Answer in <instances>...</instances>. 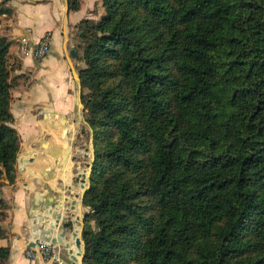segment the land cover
<instances>
[{
	"label": "trees",
	"instance_id": "1",
	"mask_svg": "<svg viewBox=\"0 0 264 264\" xmlns=\"http://www.w3.org/2000/svg\"><path fill=\"white\" fill-rule=\"evenodd\" d=\"M102 6L76 25L95 150L82 264H264V0ZM16 43L0 34V240L22 142Z\"/></svg>",
	"mask_w": 264,
	"mask_h": 264
},
{
	"label": "crops",
	"instance_id": "2",
	"mask_svg": "<svg viewBox=\"0 0 264 264\" xmlns=\"http://www.w3.org/2000/svg\"><path fill=\"white\" fill-rule=\"evenodd\" d=\"M5 8L11 11L0 17V34L16 40L10 53L23 64L15 72L20 77L11 104L14 126L22 142L17 181L2 187L9 207L1 223L9 237L0 240V245L11 247L7 264H29L25 252L34 246H30L33 233L26 230L44 208L68 197L64 206L75 202L76 207L66 213L63 206L61 214L65 221L56 225L49 238L55 241L64 233L62 243H53L61 255L65 254L68 264H82L87 212L83 196L90 184L89 164L94 155L92 139L88 142L83 132V127L89 125L79 103V71L84 63L80 60L82 48L76 25L84 18L102 15V0H82L77 11L69 10L68 0H10ZM47 34L51 50L45 58L36 60L31 52L20 50L23 37L30 35L38 41ZM51 220L55 222L54 216ZM39 264L45 263L39 260Z\"/></svg>",
	"mask_w": 264,
	"mask_h": 264
},
{
	"label": "water",
	"instance_id": "3",
	"mask_svg": "<svg viewBox=\"0 0 264 264\" xmlns=\"http://www.w3.org/2000/svg\"><path fill=\"white\" fill-rule=\"evenodd\" d=\"M79 103H80V107H81V112L84 113V105L82 102V87H81L80 102ZM94 160H95V155L93 156L92 163L89 164V168H90L89 181H91V174H92V170H93ZM89 187H90V184H89L88 188ZM68 189L71 190L72 187H69ZM77 198H79V196ZM67 201H68V197H65V198L62 197V198L58 199L57 202L51 204L48 208H44L42 215L39 216L37 218V220H35V222H33L32 225H30V227L26 230V233H33L32 238H31V242H30V246L31 245L35 246L37 244V242L41 241V240L51 241V242L58 241L59 243L63 242V238L65 237L64 233L61 234L55 241H53L51 238H49V235L56 229L57 224L65 221V218L62 217L61 211L63 210V206H64L65 202H67ZM75 207H76L75 202H70L69 206H67V207L64 206V210L66 211V213H69L70 210H74ZM51 216H54L55 222H53V223L51 222L52 221ZM65 249L66 250L69 249V244L65 245ZM61 256L63 258V263L68 264V260L65 258V254L63 253ZM83 257H84V255H83ZM72 258L75 261L77 259L75 256H73Z\"/></svg>",
	"mask_w": 264,
	"mask_h": 264
},
{
	"label": "built area",
	"instance_id": "4",
	"mask_svg": "<svg viewBox=\"0 0 264 264\" xmlns=\"http://www.w3.org/2000/svg\"><path fill=\"white\" fill-rule=\"evenodd\" d=\"M19 47L22 52H31L36 60H41L51 50L50 35L47 34L38 41H34L30 35L25 36ZM25 255L29 264H39V260H43L45 264H64L59 248L51 241H38L34 247L26 250Z\"/></svg>",
	"mask_w": 264,
	"mask_h": 264
},
{
	"label": "rangeland",
	"instance_id": "5",
	"mask_svg": "<svg viewBox=\"0 0 264 264\" xmlns=\"http://www.w3.org/2000/svg\"><path fill=\"white\" fill-rule=\"evenodd\" d=\"M97 10V9H96ZM82 116H83V118H86L85 117V113H82ZM89 125V124H88ZM91 129V130H90ZM83 132H85V134H86V137L88 138V142H89V140L90 139H92L91 141H92V148H93V155H95V150H94V145H93V132H92V128L90 127V125H89V127H87V126H84L83 127ZM90 141V142H91ZM93 160V159H92ZM91 163H92V161H91ZM90 172V171H89Z\"/></svg>",
	"mask_w": 264,
	"mask_h": 264
},
{
	"label": "bare ground",
	"instance_id": "6",
	"mask_svg": "<svg viewBox=\"0 0 264 264\" xmlns=\"http://www.w3.org/2000/svg\"><path fill=\"white\" fill-rule=\"evenodd\" d=\"M87 177V176H86Z\"/></svg>",
	"mask_w": 264,
	"mask_h": 264
}]
</instances>
